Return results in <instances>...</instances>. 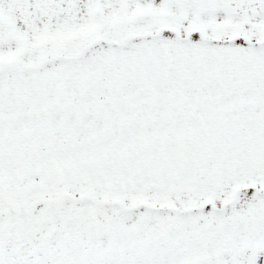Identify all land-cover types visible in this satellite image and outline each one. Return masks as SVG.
Returning a JSON list of instances; mask_svg holds the SVG:
<instances>
[{
	"label": "snow or ice",
	"instance_id": "snow-or-ice-1",
	"mask_svg": "<svg viewBox=\"0 0 264 264\" xmlns=\"http://www.w3.org/2000/svg\"><path fill=\"white\" fill-rule=\"evenodd\" d=\"M0 264H264V0H0Z\"/></svg>",
	"mask_w": 264,
	"mask_h": 264
}]
</instances>
